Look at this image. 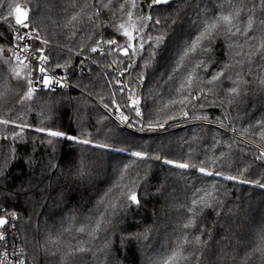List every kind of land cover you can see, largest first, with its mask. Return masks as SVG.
I'll list each match as a JSON object with an SVG mask.
<instances>
[{
    "label": "trees",
    "instance_id": "16d2710c",
    "mask_svg": "<svg viewBox=\"0 0 264 264\" xmlns=\"http://www.w3.org/2000/svg\"><path fill=\"white\" fill-rule=\"evenodd\" d=\"M9 2L25 8L29 13L31 26L41 30L42 35L53 42L71 47L73 52L90 44L87 33H78L75 38L66 36L67 15L60 5L67 4L69 0H9ZM78 2L84 4L85 0ZM189 2H194L201 12L205 9L227 8L239 13L241 17L247 15V10L243 7L247 0H219V3L217 0H212L211 4L209 0H189ZM187 6V3L173 4L174 9L185 10ZM139 11L146 14V9ZM257 15H260L259 11ZM188 18L194 19L191 12ZM135 22L134 14L131 23L135 24ZM129 30H132L131 27ZM10 31H14V27L0 21V35L4 37V40L0 41V47L8 48ZM248 35H255V41L238 37L231 48L223 39L217 40L211 53L213 64L208 69L212 72L219 66L228 64L229 75L233 80L238 81L239 95L229 102L226 94H222V90L217 89L215 95L209 93L210 100L217 103L219 100H225L224 108L197 109L194 113H190L191 119L187 122H170L173 127L168 129L172 134L169 138L178 143H183L187 138L193 143L197 155H199L198 146L211 147L213 136L227 141L233 135L230 132L227 136L223 135L222 129L217 132L215 123L203 128L197 127L196 125L201 123L197 117L201 115H207L212 121L226 116L224 123H231L237 129L248 128L247 133L237 132L238 141L242 139L253 146L259 144L264 147V139L259 136V130L249 127L264 120V59L259 54L264 52V28H259L254 23L253 30ZM120 42L123 43V40ZM170 55H165L158 65L157 77L161 73L171 71L170 67L167 68ZM4 58V55H0V69L4 72V80L0 81V119L18 122V118H22L32 126V130L25 132L23 141L18 139L13 143L10 139L4 138L11 136L9 128L0 125V149L3 150L0 152V175H6L7 180L16 186H3L4 190L0 192V209L9 213L17 212L19 228L23 234L28 235V249L33 252L36 261L44 264L43 256L47 243L49 249L56 250L55 255L48 253L47 264H72L65 253L77 246L87 249L89 245L93 251L85 264H108L110 257L113 264H149V256L153 258L154 264H160L169 242L176 241L180 224L187 222V218L191 215L187 212V208L191 206V200L196 195L193 189L204 188L205 185L200 183L204 178L194 170H191L189 177H182L183 170L170 171L169 166L158 161L143 163L130 156L131 151L143 149L147 152L149 147L158 144L159 140L155 139L152 133L135 135L128 130L121 131L124 127L119 126L113 117L101 122L100 118L104 112L103 102L111 99L112 90L106 86L101 71L95 65H86L95 69V72L80 79L78 65L81 57L73 55L72 66L77 68V71L75 76L69 73L73 84L71 90L60 91L56 95L34 93L31 100L22 98L18 100L16 98L18 90L13 88L9 74L13 67L20 69L14 63L4 64ZM185 62L189 63L187 58ZM203 75L207 76V73ZM186 76L187 73L180 72L168 85H164L163 82L159 86L151 85L153 96L158 97L156 100L158 108L162 109L165 103H169L170 98L177 100L183 98L180 94L181 83ZM80 84L85 85L86 89L77 87ZM232 86V80H228L224 82L222 89ZM194 87L207 91L212 86L200 83ZM88 89L91 90V94ZM143 102L141 98L142 105ZM151 103L152 100H149L150 105ZM159 118L161 120L166 118L163 111ZM39 127L62 130L80 138H83L81 132L92 136L103 128L111 139L105 140L104 137H100L95 143H109L122 151L108 152L55 138H51L56 145L55 149L50 151L47 143L49 138L37 143L44 135L34 131ZM250 136L254 138L250 139ZM205 140L208 141L207 144L203 143ZM240 149L243 150L234 147L229 152L224 148L226 158L224 174H235L236 168L243 167L247 162L251 165L249 172L255 170L258 173L256 178L264 179V168H259L258 162L251 163L253 154L250 150L244 148L242 144ZM152 154L155 155L154 152ZM213 154L219 155V150L214 149L209 152V156ZM82 155L90 156L92 159L87 161L89 167L80 166L78 175L76 165L80 164ZM29 157H35L33 167L27 166ZM170 158L181 162L179 156ZM74 161L76 164L72 166L70 172V162ZM49 164L52 167H48ZM124 164L129 165L126 171L122 167ZM249 172L241 178L251 180L252 176ZM133 183L136 185L134 190L142 198V207L130 206L131 209L120 221L117 231L108 233L106 240L99 239V234L96 239H91L79 232L81 227L86 229L95 227L94 223L83 218L89 217L90 213L100 207L97 202L101 197L104 208H110L112 204L119 206L123 199V189ZM210 183L220 185V191L224 193L223 204L216 209L220 213L219 216L212 209H205L196 217L195 223L188 230V234L192 236L199 234L200 220H205V231L211 235L210 243L214 242L207 256L197 252L198 264H212L213 261L217 264H249V261L252 264H264V254L261 253V248L264 247V191L249 184L232 185V182L220 181L218 178L212 179ZM21 184H24L25 188L28 184L39 186L44 191L41 193L36 190L35 195L28 199L21 197L19 203L15 197L4 199L5 196L18 191ZM116 185L120 186V190H117ZM233 192L235 195L231 194ZM17 203L18 206L14 208ZM2 214L3 212H0V215ZM28 224L33 228L41 227L39 236L32 233L27 227ZM103 226L104 221L101 220L100 232H103ZM52 229L56 230L52 231ZM139 234H144L146 239L139 243L121 242V237ZM143 244H149V247L144 249ZM191 264H197V261H191Z\"/></svg>",
    "mask_w": 264,
    "mask_h": 264
},
{
    "label": "snow or ice",
    "instance_id": "6c2138e0",
    "mask_svg": "<svg viewBox=\"0 0 264 264\" xmlns=\"http://www.w3.org/2000/svg\"><path fill=\"white\" fill-rule=\"evenodd\" d=\"M177 2L187 3L188 6L185 10L174 9L173 4ZM209 3L211 4L212 0H209ZM60 7L67 15L65 27L68 31L66 36L75 38L78 33H87V39L90 41L87 47H80L73 52L71 47L53 42L50 38L42 35L41 30L31 26L27 10H22L19 5H14L9 0H0V21L14 27V31L9 33L11 43L7 49L0 47V55L5 57L4 64L14 63L19 66L20 70L13 67L9 74V78L13 81V88L18 90L16 98L31 100L34 93L56 95L62 89L69 87V73L71 72L75 76L77 71V68L72 66L73 55L81 57L78 65L80 79H83L85 75L91 76L95 72V69L86 67V65H95L101 71L106 86L112 90L111 99L108 102H103L104 112L100 118L101 122L115 116L124 125V129L121 131L128 130L135 135L152 133L154 138L159 140V143L150 146L147 152L143 149L131 151L130 156L143 163L151 160L158 161L169 166L170 171L183 170L182 177H189L191 170H194L204 178L200 180V183L205 187L199 190L193 189L196 195L191 200V206L187 208V212L191 215L187 218V222L180 224L176 241L169 242L163 253V259L160 261V264H191V261H197L198 264L197 252H202L207 256L214 242L210 243L211 235L205 231V220H200L199 234L192 236L188 234V230L195 223L196 217L205 209H212L219 216L220 213L216 209L223 204L224 193L220 191V185L211 184L210 181L218 178L220 181H230L232 185L249 184L264 191V179H257L258 173L255 170L249 172L251 165L247 162L243 167H237L235 174H224L226 169L224 148H227L229 152L234 147L242 151L243 149H240L242 144L253 154L251 163L258 162V167L264 168V147L259 144L253 146L242 139L238 141L235 134L238 131L247 133L248 128L237 129L231 123H224V120L227 119L226 116L217 118L216 121L210 120L207 115L197 117V120L201 122L196 125L197 127L203 128L215 123L217 132L222 129L225 136L229 132L233 133L227 141L213 136L210 148L198 146L199 155L194 151L193 143L187 138L183 143L170 139L172 134L168 129L173 127L171 121H189L190 113H194L197 109L224 108L225 100H219L218 103L210 100L209 93L215 95L217 89H221L222 94H226L229 102L239 95L238 81L233 80L229 75L228 64H223L212 72L208 71L209 66L213 64L211 53L216 41L220 39H223L229 48L238 37L255 41V35L249 36L248 33L253 30L254 23L259 28H264V0H247L243 5L247 10L245 17H241L239 13L227 8L224 10L220 8L205 9L201 12L200 8L189 0H107V2L105 0H85L84 4H80L78 0H69L67 4L62 3ZM77 9L79 10L77 11ZM140 9H146V14L139 11ZM258 11L260 15H257ZM189 12L194 19L188 18ZM134 14L136 22L132 24ZM129 27H131V31ZM3 40L4 37L0 35V41ZM121 40L123 43L120 42ZM194 53L195 56H193ZM168 54L171 55L167 68L170 67L171 71L161 73L157 77V67L164 56ZM259 54L264 59V52ZM109 58L111 59L109 60ZM186 58L189 63L185 62ZM192 61L196 62L191 63ZM249 63L251 65V61ZM180 72L187 73L186 79L181 83L180 94L183 98L179 100L170 98L169 103H165L162 109L158 108L156 103L158 97L153 96L151 85L159 86L161 82L168 85L176 79V74ZM204 73H207V76H204ZM3 80L4 72L0 69V81ZM228 80H232L233 86L222 89V85ZM200 83L212 87L207 91L194 87ZM77 87L82 90L86 89V86L82 84ZM87 91L91 94L90 89ZM141 98L144 101L143 105ZM101 99L103 98L101 97ZM149 100H152L151 105ZM161 111L166 117L163 120L159 118ZM0 125L9 128L11 136L4 138L10 139L13 143L18 139L23 141L25 132L32 130V126L22 118H18V122L17 120L0 119ZM249 127L258 129L259 136L264 139V120ZM34 131L44 134L37 143L49 138L47 143L50 151H54L56 146L51 138L63 139L77 145H86L108 152L122 151V149L112 147L109 143H95L100 137H104L105 140L111 139V136L106 134L103 128L92 136L81 132L83 138L46 127L35 128ZM252 138L254 136H250V139ZM203 143L207 144L208 141L205 140ZM214 149H218L220 154L209 156V152ZM2 151L0 149V152ZM153 152L155 155L152 154ZM174 156H179L181 162L170 158ZM90 159H92L90 156H81L80 164L76 165L78 175L81 165L85 168L89 167L87 161ZM34 160L35 157H29L26 162L27 166L33 167ZM75 164V161L70 162V172ZM36 166L39 167V165ZM48 167H52V165L49 164ZM122 167L126 171L129 165L124 164ZM246 172L252 176L251 180L241 178L245 176ZM4 185L16 187L7 180L6 175H0V192L4 190ZM115 187L120 190L119 185ZM135 187L136 185L133 183L123 189V199L119 206L112 204L110 208H104L103 197H101L97 202L100 207L90 213L89 217L83 218L94 223L95 227L88 229L81 227L79 232L91 239H96L99 234V239L106 240L108 233L117 231L120 221L131 209L130 206L142 207V198L134 190ZM36 190L41 193L44 191L39 186L28 184V187L25 188L24 184H21L18 191L12 192L4 199L15 197L19 203L21 197L28 199L35 195ZM231 194L235 195L234 192ZM18 203L13 207H17ZM0 212H3L0 215V264H38L33 252L28 249V235L23 234L19 228L17 212L9 213L2 209ZM93 217L98 218L93 220ZM101 220L104 221L103 232H100ZM27 227L34 235L39 236L40 226L33 228L31 224H28ZM55 230L52 229V231ZM143 239H146V236L139 234L121 237V242L135 241L139 243ZM148 247L149 244L142 245L144 249ZM92 251L91 245L87 249L77 246L65 254L71 259L72 264H85ZM49 252L53 255L56 254L55 248L49 249L46 243L43 256L44 264H47ZM261 253L264 254V247L261 248ZM148 261L149 264H154L151 256L148 257ZM108 264H113L111 257ZM212 264H217V262L213 261ZM249 264L252 262L249 261Z\"/></svg>",
    "mask_w": 264,
    "mask_h": 264
},
{
    "label": "built area",
    "instance_id": "2783aa9c",
    "mask_svg": "<svg viewBox=\"0 0 264 264\" xmlns=\"http://www.w3.org/2000/svg\"><path fill=\"white\" fill-rule=\"evenodd\" d=\"M8 42V45L11 43V38L7 41ZM68 83H69V87H66V88H64V89H62L61 91H69V90H71L72 89V87H73V84H72V81H71V77H70V75H69V79H68ZM115 120H116V122H117V124L119 125V126H121V127H124V125L123 124H121L120 122H119V120L115 117V116H112ZM136 131V130H135ZM138 131V130H137ZM231 133V132H230ZM233 134V133H232ZM236 135V134H235ZM38 264H40V263H38Z\"/></svg>",
    "mask_w": 264,
    "mask_h": 264
},
{
    "label": "rangeland",
    "instance_id": "374dc122",
    "mask_svg": "<svg viewBox=\"0 0 264 264\" xmlns=\"http://www.w3.org/2000/svg\"><path fill=\"white\" fill-rule=\"evenodd\" d=\"M22 10H25V8H21ZM100 105H102L100 102H98ZM236 135L238 136V133H236Z\"/></svg>",
    "mask_w": 264,
    "mask_h": 264
}]
</instances>
